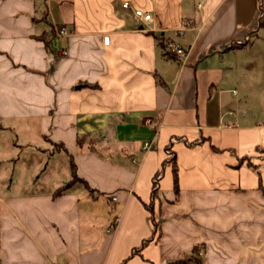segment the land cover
Here are the masks:
<instances>
[{
  "label": "crops",
  "instance_id": "1",
  "mask_svg": "<svg viewBox=\"0 0 264 264\" xmlns=\"http://www.w3.org/2000/svg\"><path fill=\"white\" fill-rule=\"evenodd\" d=\"M262 22L264 0H0V119L90 187L71 164L0 179V264H264V105L237 59Z\"/></svg>",
  "mask_w": 264,
  "mask_h": 264
},
{
  "label": "rangeland",
  "instance_id": "2",
  "mask_svg": "<svg viewBox=\"0 0 264 264\" xmlns=\"http://www.w3.org/2000/svg\"><path fill=\"white\" fill-rule=\"evenodd\" d=\"M57 28L60 29L62 26ZM255 33L260 36L253 37L256 46L242 51L237 59L240 62L245 61L244 69H242L243 65L239 64L238 67L240 66V78L244 80V84L241 82L244 85L243 88L251 94L247 101L258 106L257 103L264 105V23ZM20 122L22 121L0 119V179L10 182L14 180L13 190L28 188L17 187L20 178L23 182H27L28 179L32 181L40 177L45 180L43 187H51L57 181L64 182L66 178L69 180L71 164L69 152L66 149L57 150V143H43L32 130H26L25 124ZM2 184H0V196L8 189ZM65 184L68 185V181ZM98 196L102 197L99 194ZM100 202L103 203L102 200ZM98 214L103 219V216H108V211L100 206Z\"/></svg>",
  "mask_w": 264,
  "mask_h": 264
},
{
  "label": "built area",
  "instance_id": "3",
  "mask_svg": "<svg viewBox=\"0 0 264 264\" xmlns=\"http://www.w3.org/2000/svg\"><path fill=\"white\" fill-rule=\"evenodd\" d=\"M122 8L124 10H132L134 17L142 19L144 22H149L152 19V14L150 12L145 11L142 8L132 7L130 1L122 2ZM58 32L62 35H68V31L64 27H62L60 29L58 28ZM104 43H106V44L109 43V37L108 36L104 37ZM169 50L174 55V57H176L177 59H179L181 61L184 60V58H186V54H187L186 49H184L183 47L179 46L178 44H176L174 42H171L169 44ZM151 147H152V143L146 142V143H144L143 149L146 150V149H149ZM116 199H117V197L114 195L111 197L112 201H115ZM119 220H120V216L115 215L113 217V219L111 220V222L107 228V231L108 232L113 231L117 227Z\"/></svg>",
  "mask_w": 264,
  "mask_h": 264
},
{
  "label": "trees",
  "instance_id": "4",
  "mask_svg": "<svg viewBox=\"0 0 264 264\" xmlns=\"http://www.w3.org/2000/svg\"><path fill=\"white\" fill-rule=\"evenodd\" d=\"M47 15V11L44 13V16H46ZM264 22H262V24H263ZM260 27H261V24H260ZM39 37H41V38H43L44 36L43 35H40ZM46 43H47V41H46ZM241 45H243V44H241ZM71 165H72V176H73V180L71 181L72 183H74L75 181H82V182H84L85 184H87V182L86 181H84L82 178H80L79 176H78V174H77V172H76V165H75V163H74V161L72 160L71 161ZM254 169L255 170H257V168H255L254 167ZM257 172H259L258 170H257ZM75 180V181H74ZM175 183H176V187H177V180L175 181ZM87 186L89 187V185L87 184ZM90 188V187H89ZM67 189V186L65 185V186H61V187H59V188H57L55 191H54V195L55 196H57V195H61V194H63V193H65V190Z\"/></svg>",
  "mask_w": 264,
  "mask_h": 264
}]
</instances>
